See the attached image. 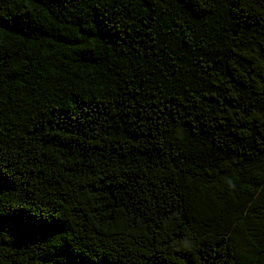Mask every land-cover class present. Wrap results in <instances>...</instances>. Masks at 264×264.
Here are the masks:
<instances>
[{"label": "trees", "instance_id": "obj_1", "mask_svg": "<svg viewBox=\"0 0 264 264\" xmlns=\"http://www.w3.org/2000/svg\"><path fill=\"white\" fill-rule=\"evenodd\" d=\"M0 264H264V0H0Z\"/></svg>", "mask_w": 264, "mask_h": 264}]
</instances>
